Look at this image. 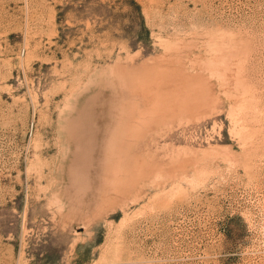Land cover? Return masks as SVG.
Here are the masks:
<instances>
[{
    "label": "rangeland",
    "instance_id": "rangeland-1",
    "mask_svg": "<svg viewBox=\"0 0 264 264\" xmlns=\"http://www.w3.org/2000/svg\"><path fill=\"white\" fill-rule=\"evenodd\" d=\"M0 264H264V0H0Z\"/></svg>",
    "mask_w": 264,
    "mask_h": 264
}]
</instances>
